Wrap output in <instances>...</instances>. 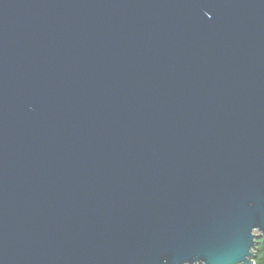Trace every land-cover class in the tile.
I'll return each instance as SVG.
<instances>
[{
    "label": "water",
    "instance_id": "obj_1",
    "mask_svg": "<svg viewBox=\"0 0 264 264\" xmlns=\"http://www.w3.org/2000/svg\"><path fill=\"white\" fill-rule=\"evenodd\" d=\"M264 0H0V264H253Z\"/></svg>",
    "mask_w": 264,
    "mask_h": 264
},
{
    "label": "trees",
    "instance_id": "obj_2",
    "mask_svg": "<svg viewBox=\"0 0 264 264\" xmlns=\"http://www.w3.org/2000/svg\"><path fill=\"white\" fill-rule=\"evenodd\" d=\"M255 262L256 264H264V238H257V246L255 248Z\"/></svg>",
    "mask_w": 264,
    "mask_h": 264
},
{
    "label": "built area",
    "instance_id": "obj_3",
    "mask_svg": "<svg viewBox=\"0 0 264 264\" xmlns=\"http://www.w3.org/2000/svg\"><path fill=\"white\" fill-rule=\"evenodd\" d=\"M253 264H256V262L254 261V263Z\"/></svg>",
    "mask_w": 264,
    "mask_h": 264
}]
</instances>
